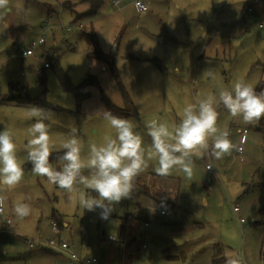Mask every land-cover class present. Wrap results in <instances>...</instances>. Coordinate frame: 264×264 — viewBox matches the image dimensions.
<instances>
[{
    "label": "rangeland",
    "instance_id": "1",
    "mask_svg": "<svg viewBox=\"0 0 264 264\" xmlns=\"http://www.w3.org/2000/svg\"><path fill=\"white\" fill-rule=\"evenodd\" d=\"M67 1L74 12L88 10L80 0H8L0 7V96L10 89L24 90L25 96L39 102L34 106L43 109L42 116L50 115L45 123L53 154L62 153L60 144L70 133L79 139L82 156L91 143L114 138L115 130L103 117L104 111L109 112L108 102L124 111L133 109L123 119L133 124L147 149L151 144L147 124L153 120L171 130L188 103L214 96L220 88L230 89L237 79L250 83L257 93L264 91V4L243 18L247 0H144L149 4L147 14H140L133 0H119V6L115 0H104L95 18L74 21L76 15L64 8ZM52 17L65 26L82 23L83 29L67 33L53 28L34 56L11 53L14 43L28 48L36 41ZM57 72L73 88L90 75L99 85L82 89L84 97L78 102L73 92L62 89ZM34 106L0 104V130L11 129L24 171L20 184L0 190L3 208L13 220L9 231L0 217V264H55L54 254L40 247L29 249L26 239L47 240L51 223L59 224L57 219L58 236L76 252L96 258L98 264H118L122 252L106 239L119 238L127 218L149 224L142 223L129 238L131 248L147 246L143 262L135 264H168V258L174 264H213L216 259L222 264L225 248L237 253L242 264H263L264 118L244 124L219 106L217 126L229 132L230 153L212 157L210 139L208 149L192 154L190 177L179 169L160 175L156 160L149 161L131 190L141 196L143 190L154 199L135 200L128 208L115 204L105 220L99 209L83 211L65 190L32 172L25 146L27 128L37 119L30 113ZM244 130L247 140L239 156L236 149ZM51 163L62 167L61 162ZM157 195L169 200L166 216L157 212ZM16 202L30 203L31 215L19 219L13 211ZM239 218L245 223L240 224Z\"/></svg>",
    "mask_w": 264,
    "mask_h": 264
},
{
    "label": "clouds",
    "instance_id": "2",
    "mask_svg": "<svg viewBox=\"0 0 264 264\" xmlns=\"http://www.w3.org/2000/svg\"><path fill=\"white\" fill-rule=\"evenodd\" d=\"M7 4L8 0H0V7ZM219 106H223L230 117L252 124L264 118V91L257 93L250 83L237 79L230 89L220 88L214 96L188 103L180 122L171 130L165 123L153 120L147 124V134L151 138L147 149L129 120L104 111L103 117L115 130V137H105L100 145L91 143L87 155L82 156L79 139L74 133L68 134L60 144L62 153L57 157L62 163L60 169L54 168L50 161L54 145L50 143L49 127L45 123L50 115L42 116L43 109L34 106L30 113L37 119L27 128V160L35 175L65 190L69 199L78 202L83 211L99 209L101 218L106 220L114 210L113 205L129 196L134 178L149 161L156 160L155 171L160 175L179 169L190 177L192 154L208 149L210 139L212 157L220 159L230 153L229 132L217 126ZM23 176L17 144L11 129L5 127L0 130V190L16 187ZM77 192L79 195L75 196ZM3 207L4 197L0 196V209ZM13 211L23 220L31 215L32 207L27 202H16ZM224 256L225 264H242L238 254L230 249L225 248Z\"/></svg>",
    "mask_w": 264,
    "mask_h": 264
},
{
    "label": "built area",
    "instance_id": "3",
    "mask_svg": "<svg viewBox=\"0 0 264 264\" xmlns=\"http://www.w3.org/2000/svg\"><path fill=\"white\" fill-rule=\"evenodd\" d=\"M113 4L115 6H119L121 2L119 0H115L113 1ZM132 4L134 5V7L139 13H147L149 11L148 4H146L144 0H133ZM263 4H264V0H247L242 10L243 18L246 17L248 14H253L255 6L263 5ZM55 22L57 21L54 17L50 18L43 28L42 35L36 41H33L28 48L14 46L13 48L14 56H18L20 58H28V57L34 56L36 50L39 47H42L46 44V35L53 28L60 30V31L66 30L67 33H70L74 30L83 29L82 23H73L68 26H65L63 22L60 20H58V23H55ZM262 27L263 25L259 24V28H262ZM246 134H247L246 130H244L240 134L239 145L236 149V154L239 156H242L244 152L243 146L245 145L246 140H247ZM206 169L209 171H213V167L210 165H207ZM233 211L235 214H238L239 208L234 206ZM158 212L160 213L161 216H166L165 210H158ZM0 216L3 218L5 224L9 227V231H11L13 220L10 216L6 215L4 208L0 209ZM239 223L244 224L245 220L242 218H239ZM51 230H52V234L50 238H48L45 241H33L30 239H26L29 249L40 247L41 249H47V250L52 251L55 256V260H54L55 264H98L99 263L96 258L81 257L68 242L62 240L58 236L59 228L57 227V224L55 222L51 223ZM107 240L109 242L120 243V246L124 248L127 246V241L125 239H119L115 236H109ZM144 247L146 248V246ZM87 249L89 250L90 247H88ZM263 264H264V259H263Z\"/></svg>",
    "mask_w": 264,
    "mask_h": 264
},
{
    "label": "trees",
    "instance_id": "4",
    "mask_svg": "<svg viewBox=\"0 0 264 264\" xmlns=\"http://www.w3.org/2000/svg\"><path fill=\"white\" fill-rule=\"evenodd\" d=\"M69 3H70L69 1L64 2V4H65L64 8L69 10L70 13H73L74 15H76L74 21H79L81 19H87V18L93 19V18H95L99 14V11H100L103 3H104V0H80L81 4H85L88 7V10L86 12H83V13H78L76 11L74 12L73 9H71V6L69 5ZM73 23H75V22H73ZM96 56L100 57L101 55L99 56V54L97 53ZM57 77L59 79V82L61 84L62 89L65 92H69V93L73 92L78 102H81L83 97H84L82 94V89H84L86 86H98L99 85L97 78L94 76H91V75L88 78H86V80H84L76 88H73L71 86V84L67 81L66 77L61 72H57ZM40 81L42 82V85L45 87V78L44 77L40 78ZM45 92H46V89L44 90V93ZM24 93H25L24 90H21V91L11 90L8 95H5L1 98L0 102L3 104H12V105L21 106V107L22 106L23 107L34 106L37 103H39L36 100L29 99L27 96H25ZM125 101L128 102L127 96H126ZM108 106H109L108 107L109 112L115 116L120 117V118L129 117V116H131V113L134 112L133 109L129 110L130 112L121 110L120 108H117L116 106L112 105L110 102H108ZM59 154H61V153L52 154L50 161L51 162L56 161V163L60 162L57 158ZM57 166H59V165H57ZM138 192L139 191H137L135 189L131 190L129 193V196L127 198L123 199L119 203L120 204L119 206L124 207V208H128L131 202H134L135 200H137L139 198V196H141V195H138ZM141 194H143V196L152 197L149 193H148L149 194L148 195L147 192H144L143 190H141ZM92 195H95V193H92ZM166 196H168V195H166ZM159 204H162V203H159ZM53 217H55V216H53ZM56 221L59 223V224H57L55 222L57 224V227L60 230L61 225H60L59 219H57ZM43 250H46L49 253L53 254V252L50 250H47V249H43ZM262 258L264 259V241L262 244Z\"/></svg>",
    "mask_w": 264,
    "mask_h": 264
},
{
    "label": "crops",
    "instance_id": "5",
    "mask_svg": "<svg viewBox=\"0 0 264 264\" xmlns=\"http://www.w3.org/2000/svg\"><path fill=\"white\" fill-rule=\"evenodd\" d=\"M146 4H148L147 2H146ZM245 4L246 3H244L243 4V6H242V10H243V7L245 6ZM149 5V4H148ZM241 10V11H242ZM149 11H150V9H149ZM148 11V12H149ZM147 12V13H148ZM147 13H140V14H147ZM255 13V12H254ZM263 28V27H262ZM14 46H17V43H14L13 44V46H12V48H11V53H12V51H13V48H14ZM14 52V51H13ZM14 54V53H13ZM10 91H11V89H10ZM10 91H9V93H10ZM1 97L2 96H0V101H1ZM0 104H3V103H1L0 102ZM5 105H12V104H5ZM12 106H15V105H12ZM16 107H21V106H16ZM23 107V106H22ZM28 107H30V106H28ZM161 196H163V195H157L156 197L158 198V200L157 201H159V203H162V204H159V205H157V209L158 210H160L161 208H164L163 210H165L166 208H165V204L166 203H168L167 201H169V200H166V199H163ZM152 198V197H151ZM154 198V197H153ZM152 198V199H153ZM156 198V199H157ZM162 198V199H161ZM139 199H148V197L147 196H139V198L137 199V201L139 200ZM136 201V202H137ZM165 202V203H163V202ZM138 205V207H140V204L138 203L137 204ZM138 209V208H137ZM158 210H157V212H158ZM166 211V210H165ZM5 213H6V211H5ZM159 213V212H158ZM160 214V213H159ZM6 215H8L7 213H6ZM166 215H167V212H166ZM8 216H10V215H8ZM161 216V215H160ZM1 217V216H0ZM2 218V217H1ZM2 220H3V218H2ZM132 219H129V218H127L126 219V221H127V224L121 229V232H120V236H119V238L120 239H125L126 241H127V244H129L128 245V247L126 246V248H122L121 246H120V244H118V243H116L117 244V246L119 247V249L121 250V255L119 256V258H120V262L118 263V264H135L136 262H140V263H142L143 262V256H144V254H143V250L144 249H146L147 248V246L145 245V244H142V248H141V246H138V248H131L132 246H131V243H130V237H131V235H132V233H133V231H136V233H137V230H139L143 225H142V223H144V226L145 227H147L149 224L147 223V222H142V223H139V221L138 222H134V221H131ZM4 221V220H3ZM5 223V222H4ZM65 226H67V225H65ZM146 229V228H145ZM177 233H179V232H177ZM176 233V234H177ZM142 234L141 233H139V236H141ZM177 235H179V234H177ZM180 235H183V237H184V234H180ZM109 237V236H108ZM107 237V238H108ZM107 240V239H106ZM183 240H184V238H183ZM107 242L108 243H114V242H109L108 240H107ZM182 242V241H181ZM144 246H146V248L144 247ZM75 250V249H74ZM86 250H88L87 248H86ZM85 250V251H86ZM90 250V249H89ZM84 251V252H85ZM78 253V252H77ZM79 254V253H78ZM83 254V253H82ZM81 253L79 254L81 257H83V258H89V257H86L85 255H86V253L84 254V256L82 255ZM118 254V253H117ZM110 257L111 258H116V255L113 253H110ZM217 260H219V259H216V260H214V263L213 264H216V263H219V262H217ZM111 261V259H109L108 260V262H110ZM106 262H107V260H106ZM107 262V263H108ZM220 263H222V264H225V259L223 258V261L222 262H220ZM150 264H152L151 262H150ZM168 264H174V263H172L171 261H170V259L168 258Z\"/></svg>",
    "mask_w": 264,
    "mask_h": 264
}]
</instances>
